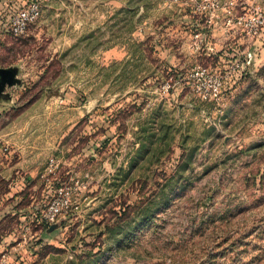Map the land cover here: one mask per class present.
<instances>
[{
    "label": "rangeland",
    "instance_id": "1",
    "mask_svg": "<svg viewBox=\"0 0 264 264\" xmlns=\"http://www.w3.org/2000/svg\"><path fill=\"white\" fill-rule=\"evenodd\" d=\"M228 1L53 0L0 37L17 73L0 160L22 146L39 167L12 201L0 181L1 264H264V83L221 68L227 37H249ZM234 5L233 19L264 0ZM197 64L232 83L222 100L192 89ZM59 196L56 222L32 220Z\"/></svg>",
    "mask_w": 264,
    "mask_h": 264
},
{
    "label": "built area",
    "instance_id": "2",
    "mask_svg": "<svg viewBox=\"0 0 264 264\" xmlns=\"http://www.w3.org/2000/svg\"><path fill=\"white\" fill-rule=\"evenodd\" d=\"M53 0H6L9 2L3 4L0 7V34L8 33L14 36L21 35L25 33L29 25L34 23L41 13L42 7ZM195 2V0H192ZM207 1L208 10L215 12L220 8L219 0H205ZM4 2V3H5ZM200 5L199 9L205 8V5ZM225 11L229 14L227 20L228 25L230 23H235V25L243 28L244 33L249 37H254L260 33L264 27V9L259 6L253 8L251 16L239 15L234 19L231 18L234 9V0H229L224 3ZM208 50L210 52L214 51V47L209 46ZM232 55H239L240 50L237 47L230 46L229 49L224 50L223 53H228ZM235 56V57H236ZM242 60L238 58L233 65L232 70L243 72V67L241 65ZM221 71L218 69H213L208 66H203L200 64L195 65L190 72L188 80L192 89L197 93L203 101L218 102L222 100V94L226 88V83L224 82L223 76L220 74ZM233 71L225 70V73H230ZM49 166L47 169L53 165V159H49ZM59 194H62V189H59ZM64 207H67V199L63 196L54 197L49 203L40 207L37 211L32 213L31 218L38 224L44 223L50 225L58 220V217L63 213ZM29 229V227H25ZM2 260H0L1 262Z\"/></svg>",
    "mask_w": 264,
    "mask_h": 264
},
{
    "label": "crops",
    "instance_id": "3",
    "mask_svg": "<svg viewBox=\"0 0 264 264\" xmlns=\"http://www.w3.org/2000/svg\"><path fill=\"white\" fill-rule=\"evenodd\" d=\"M6 0H0V7L3 5ZM17 1L18 0H13ZM4 34H0V37H2ZM229 42L234 45V47H237L240 52L239 55H232L230 52L224 53L222 57H224L223 64L221 65V68L230 72L231 74L228 76L230 79L237 76V72L240 71H234L232 70L234 62L241 58L242 60V67H243V74L251 76L253 75L254 79L258 84H261L260 82L264 83V77L261 75L262 68L264 67V27L260 31V33L254 37H227ZM215 46V45H214ZM236 56V57H235ZM221 55H219V60H221ZM220 68V67H219ZM233 75V76H232ZM17 76V73H16ZM15 76V77H16ZM227 86H231V82L226 83ZM16 86V84H13L11 87L6 86L1 92H0V103H7L12 100L11 94L9 93V88H13ZM264 89V86L261 87ZM262 114V113H261ZM263 115V114H262ZM5 136V135H4ZM2 134H0V140L4 137ZM17 150L19 153V159L17 162L13 163L11 162V156H9V152L4 154L5 159L0 160V181L2 182V185L6 189L2 192V198H5L6 201L17 198L18 195L15 194L16 189L19 190L24 188L26 185L32 183L36 177L37 171H38V165L33 161V152L30 154L23 149L22 146H18ZM47 169V167H45ZM0 225L6 221L8 218L9 212H6L5 214L0 213ZM13 214V213H12ZM29 214H23L19 216L20 222H22L25 217H27ZM34 230V231H33ZM30 233H32L33 236H37V234L43 237L48 236V232L51 231V227L49 228H35ZM29 233V234H30ZM9 243L7 239L5 241H0V249H2L4 246H7ZM1 264V262H0Z\"/></svg>",
    "mask_w": 264,
    "mask_h": 264
},
{
    "label": "water",
    "instance_id": "4",
    "mask_svg": "<svg viewBox=\"0 0 264 264\" xmlns=\"http://www.w3.org/2000/svg\"><path fill=\"white\" fill-rule=\"evenodd\" d=\"M16 70L12 67L0 68V92L6 86H12L16 80Z\"/></svg>",
    "mask_w": 264,
    "mask_h": 264
}]
</instances>
